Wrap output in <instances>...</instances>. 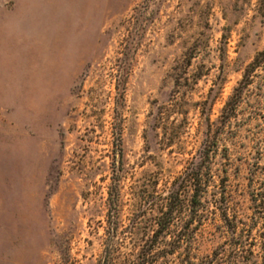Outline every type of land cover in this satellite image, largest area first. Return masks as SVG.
Returning <instances> with one entry per match:
<instances>
[{"label": "rangeland", "instance_id": "1", "mask_svg": "<svg viewBox=\"0 0 264 264\" xmlns=\"http://www.w3.org/2000/svg\"><path fill=\"white\" fill-rule=\"evenodd\" d=\"M262 51L264 0H0V264H136L131 219L177 189L164 238H184L208 142L203 206L229 198L264 264V65L241 86Z\"/></svg>", "mask_w": 264, "mask_h": 264}, {"label": "trees", "instance_id": "2", "mask_svg": "<svg viewBox=\"0 0 264 264\" xmlns=\"http://www.w3.org/2000/svg\"><path fill=\"white\" fill-rule=\"evenodd\" d=\"M263 65L264 51L258 53L253 62L248 65L241 86L250 84L252 73ZM209 144L210 142L205 143L198 149L196 162L191 164L186 176L185 183H187L193 194L190 195L188 201L190 215L182 231L184 238H181L180 232L173 234L172 239L168 242L164 238L174 221L172 204L178 198V189L169 194L168 210L166 212H158L155 216L148 218V221L144 218L131 219L132 225L128 229L129 234L133 235L142 221L148 225V229H151V233H144V239L139 240L133 248L136 264H154L158 259L166 256L168 251L173 252L180 248L182 241H184L183 250L173 264H251L249 259L250 222L248 223L235 214H230L233 202L225 196L215 199L212 210H208L203 206L201 196L206 195L209 181L207 177L202 179V174L206 168L204 164L211 158ZM117 194V188L113 186L109 191V206L114 211H117ZM206 219L212 221V231L209 232L211 240L220 238L222 242L211 254L199 257L200 240H197L195 233L197 225L194 227H191V225L197 222L201 226ZM216 221H219L220 224L217 225ZM112 231L116 232V227ZM160 242L163 243V248L158 249L156 245Z\"/></svg>", "mask_w": 264, "mask_h": 264}]
</instances>
